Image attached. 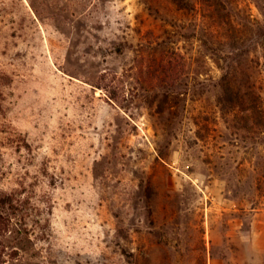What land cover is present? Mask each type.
Returning a JSON list of instances; mask_svg holds the SVG:
<instances>
[{"label":"rangeland","instance_id":"obj_1","mask_svg":"<svg viewBox=\"0 0 264 264\" xmlns=\"http://www.w3.org/2000/svg\"><path fill=\"white\" fill-rule=\"evenodd\" d=\"M186 2L0 0V264H264V0Z\"/></svg>","mask_w":264,"mask_h":264},{"label":"trees","instance_id":"obj_2","mask_svg":"<svg viewBox=\"0 0 264 264\" xmlns=\"http://www.w3.org/2000/svg\"><path fill=\"white\" fill-rule=\"evenodd\" d=\"M176 5L180 7V9L184 10L186 7L189 6V3H185V0H175ZM263 51V60H264V44L262 47ZM219 68L223 72V75L220 80V87L222 95L220 97V104L223 105L224 109L228 108L231 112L236 113L239 112V108L243 110L250 118L253 119L252 124L255 126L257 125L254 121L257 114L263 113V110L261 111L260 107L255 104V100L252 97L254 94L251 92H245L242 91V89L238 86H236L230 76L229 70H226L224 66H221L219 63ZM252 101V105L248 104V98ZM257 98V96H256ZM260 98L258 97V100ZM257 101V99H256ZM247 116V117H248Z\"/></svg>","mask_w":264,"mask_h":264},{"label":"crops","instance_id":"obj_3","mask_svg":"<svg viewBox=\"0 0 264 264\" xmlns=\"http://www.w3.org/2000/svg\"><path fill=\"white\" fill-rule=\"evenodd\" d=\"M261 234H263V232H259V231H256L255 233H254V236L253 237H255V238H253V241H254V244H253V247L255 248V247H257V241H256V238H258Z\"/></svg>","mask_w":264,"mask_h":264}]
</instances>
